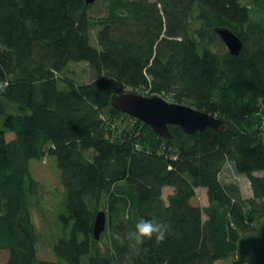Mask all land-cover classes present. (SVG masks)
Returning <instances> with one entry per match:
<instances>
[{
    "label": "trees",
    "instance_id": "obj_1",
    "mask_svg": "<svg viewBox=\"0 0 264 264\" xmlns=\"http://www.w3.org/2000/svg\"><path fill=\"white\" fill-rule=\"evenodd\" d=\"M217 27L239 36V53ZM75 63L88 64L91 80L70 73ZM5 80L0 264H248L236 242L264 215V0H0ZM129 90L172 97L223 126L170 125L164 138L111 105ZM47 156L64 186L57 259L40 256L31 213L40 182L30 162ZM227 165L251 197L221 177ZM198 188L208 205L192 202ZM100 210L107 226L96 239ZM140 218L162 222L166 240L129 241Z\"/></svg>",
    "mask_w": 264,
    "mask_h": 264
},
{
    "label": "water",
    "instance_id": "obj_2",
    "mask_svg": "<svg viewBox=\"0 0 264 264\" xmlns=\"http://www.w3.org/2000/svg\"><path fill=\"white\" fill-rule=\"evenodd\" d=\"M89 3L94 0H87ZM228 50L237 54L243 46L242 40L232 30L217 27ZM111 105L121 112L150 125L160 136L171 137L170 125L180 126L188 134L203 131L208 127L220 129L223 120L214 114L192 105L170 102L161 95L148 96L133 91L115 93ZM107 226L105 210H100L94 222V236L99 239ZM252 228L239 234L236 242L237 258H244L248 264H264V215L257 217Z\"/></svg>",
    "mask_w": 264,
    "mask_h": 264
},
{
    "label": "rangeland",
    "instance_id": "obj_3",
    "mask_svg": "<svg viewBox=\"0 0 264 264\" xmlns=\"http://www.w3.org/2000/svg\"><path fill=\"white\" fill-rule=\"evenodd\" d=\"M241 1L248 2V0ZM199 23L195 22L196 25ZM70 68L73 71L70 73H72L78 81L88 82L91 80V72L87 63L71 64ZM144 93L148 95L147 91H144ZM164 98L170 102H176L173 101L172 97ZM14 135L13 132L7 133L8 139L13 138ZM30 168L32 176L40 182L39 204L31 208L34 223L41 236V240L39 241L40 256L43 258L57 259V256L52 250V244L58 236L59 215L62 211V202L64 199V186L61 181L57 159L55 156H47L43 159L34 158L30 162ZM221 177L226 181H238L245 197H251L253 195L249 180L242 175H236L229 165L224 168ZM172 192L173 189L168 187L164 188L163 198L167 200L168 195ZM192 202L201 206L208 205L206 189L198 188ZM216 263L229 264L230 259H221Z\"/></svg>",
    "mask_w": 264,
    "mask_h": 264
},
{
    "label": "clouds",
    "instance_id": "obj_4",
    "mask_svg": "<svg viewBox=\"0 0 264 264\" xmlns=\"http://www.w3.org/2000/svg\"><path fill=\"white\" fill-rule=\"evenodd\" d=\"M8 82L5 80L0 82V92L7 88ZM115 239L122 240V237L116 233ZM168 232L166 226L156 219H144L140 218L134 226L133 230H130L126 234V238L129 241H134L137 245L144 244L145 240H155L157 244L163 243L167 238Z\"/></svg>",
    "mask_w": 264,
    "mask_h": 264
}]
</instances>
